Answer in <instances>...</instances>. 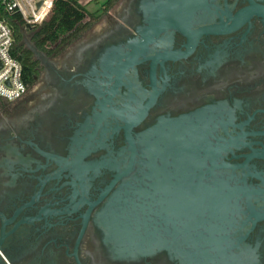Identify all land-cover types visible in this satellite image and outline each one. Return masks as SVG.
<instances>
[{"label":"flooded vegetation","instance_id":"1","mask_svg":"<svg viewBox=\"0 0 264 264\" xmlns=\"http://www.w3.org/2000/svg\"><path fill=\"white\" fill-rule=\"evenodd\" d=\"M105 1L74 38L44 49L31 40L35 81L0 104V264H178L165 251L119 254L97 221L124 181L142 186L137 168L115 174L129 139L138 145L161 117L207 120L205 163L258 188L263 211L264 0H192L185 29L165 25L149 40L161 0H147V15L143 0ZM245 242L264 264V217Z\"/></svg>","mask_w":264,"mask_h":264},{"label":"water","instance_id":"2","mask_svg":"<svg viewBox=\"0 0 264 264\" xmlns=\"http://www.w3.org/2000/svg\"><path fill=\"white\" fill-rule=\"evenodd\" d=\"M142 2L147 15V0ZM191 2L151 4L153 19L146 23L143 35L149 40L165 25L185 29L181 14ZM197 2L193 0L194 5ZM198 116L161 117L137 135L138 145L129 139V160L116 172L114 182L137 168L142 186L130 188L129 181H124L126 187L105 200L97 214L98 224L121 255L165 251L178 264H260L258 245L244 243L264 217V208L256 209L252 201L258 188L214 177L212 165L204 160L208 122ZM192 120L199 122L192 125ZM188 121L189 126H184Z\"/></svg>","mask_w":264,"mask_h":264},{"label":"trees","instance_id":"3","mask_svg":"<svg viewBox=\"0 0 264 264\" xmlns=\"http://www.w3.org/2000/svg\"><path fill=\"white\" fill-rule=\"evenodd\" d=\"M114 0H106L102 6L107 9ZM89 14L85 6L78 0H56L48 19L30 29V38L35 45L44 49L46 45L58 39L74 38L83 28V19ZM91 14V13H90ZM8 24L13 35L11 55L21 65V77L26 86L34 83L38 74L37 61L23 41V29H28L19 14L11 13L7 16Z\"/></svg>","mask_w":264,"mask_h":264},{"label":"built area","instance_id":"4","mask_svg":"<svg viewBox=\"0 0 264 264\" xmlns=\"http://www.w3.org/2000/svg\"><path fill=\"white\" fill-rule=\"evenodd\" d=\"M56 0H0V104L22 96L27 86L21 77V65L11 55L13 35L7 15L19 14L22 22L35 27L47 20Z\"/></svg>","mask_w":264,"mask_h":264},{"label":"rangeland","instance_id":"5","mask_svg":"<svg viewBox=\"0 0 264 264\" xmlns=\"http://www.w3.org/2000/svg\"><path fill=\"white\" fill-rule=\"evenodd\" d=\"M96 7H98V6H96ZM88 8L89 9L86 8L87 11H90V10L93 11V9L95 8V5H90ZM94 25L96 26L97 23H95ZM30 29H23V41L25 42L26 45L32 44L31 38H30V34H31Z\"/></svg>","mask_w":264,"mask_h":264},{"label":"crops","instance_id":"6","mask_svg":"<svg viewBox=\"0 0 264 264\" xmlns=\"http://www.w3.org/2000/svg\"><path fill=\"white\" fill-rule=\"evenodd\" d=\"M104 0H78V2L80 4H82L83 6H85V8L89 9L88 7L90 5H95L98 6L100 5L101 2H103Z\"/></svg>","mask_w":264,"mask_h":264}]
</instances>
